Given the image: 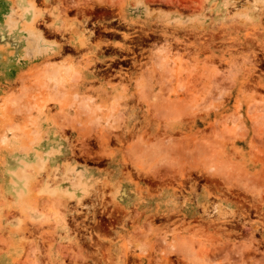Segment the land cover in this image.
Segmentation results:
<instances>
[{
	"label": "rangeland",
	"instance_id": "374dc122",
	"mask_svg": "<svg viewBox=\"0 0 264 264\" xmlns=\"http://www.w3.org/2000/svg\"><path fill=\"white\" fill-rule=\"evenodd\" d=\"M0 264H264V0H0Z\"/></svg>",
	"mask_w": 264,
	"mask_h": 264
}]
</instances>
